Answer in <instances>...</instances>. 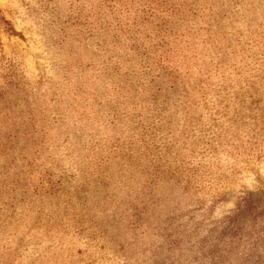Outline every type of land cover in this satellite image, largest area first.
<instances>
[{
	"label": "rangeland",
	"instance_id": "obj_1",
	"mask_svg": "<svg viewBox=\"0 0 264 264\" xmlns=\"http://www.w3.org/2000/svg\"><path fill=\"white\" fill-rule=\"evenodd\" d=\"M0 264H264V0H0Z\"/></svg>",
	"mask_w": 264,
	"mask_h": 264
}]
</instances>
